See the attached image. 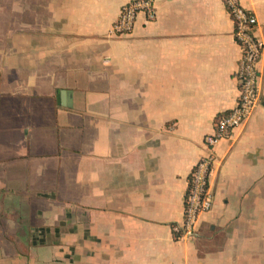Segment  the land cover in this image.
Wrapping results in <instances>:
<instances>
[{"label": "crops", "instance_id": "obj_1", "mask_svg": "<svg viewBox=\"0 0 264 264\" xmlns=\"http://www.w3.org/2000/svg\"><path fill=\"white\" fill-rule=\"evenodd\" d=\"M0 0V264H264V56L254 113L214 149L192 240L189 175L237 103L223 0ZM258 20L264 0H239Z\"/></svg>", "mask_w": 264, "mask_h": 264}, {"label": "built area", "instance_id": "obj_2", "mask_svg": "<svg viewBox=\"0 0 264 264\" xmlns=\"http://www.w3.org/2000/svg\"><path fill=\"white\" fill-rule=\"evenodd\" d=\"M155 0H132L123 6L112 27L114 36L132 32L138 14L154 19ZM234 24L233 37L240 48L236 70L238 98L236 106L228 113L218 116L213 130L204 139L206 150L192 168L189 186L184 199V218L173 227L179 238L192 240L198 229L200 216L212 207L210 176L214 167V149L224 138L245 124L254 113L261 98V71L259 63L264 56V39L258 34L256 15L244 8L239 0H223Z\"/></svg>", "mask_w": 264, "mask_h": 264}]
</instances>
